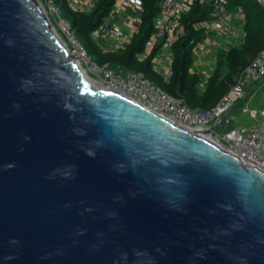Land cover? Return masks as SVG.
Masks as SVG:
<instances>
[{"label": "water", "instance_id": "obj_1", "mask_svg": "<svg viewBox=\"0 0 264 264\" xmlns=\"http://www.w3.org/2000/svg\"><path fill=\"white\" fill-rule=\"evenodd\" d=\"M73 59L0 0V264H264V174Z\"/></svg>", "mask_w": 264, "mask_h": 264}, {"label": "built area", "instance_id": "obj_2", "mask_svg": "<svg viewBox=\"0 0 264 264\" xmlns=\"http://www.w3.org/2000/svg\"><path fill=\"white\" fill-rule=\"evenodd\" d=\"M97 1L67 0V3L73 11H88ZM195 1L198 5H208L210 9L208 18L194 25V29L202 30L205 35L193 47V51L197 53L206 51L212 44V35L223 31L232 20L231 10L226 8L227 0H160L158 12L152 20V33L144 44L143 52L138 55L139 59L146 57L156 43L162 46L174 42L180 31L181 16L190 10L191 4ZM257 2L263 11L264 41V0ZM41 6L50 27L73 45L78 59L83 60L86 76L95 78V83L178 126L200 132L203 137L212 139L239 162L264 174V101L259 105L258 117L256 110H250L244 105L241 108L243 116L254 121L253 125L230 127L233 119L230 112L242 103L247 95L255 94L264 87V46L213 107L204 111L192 110L181 99L161 91L141 73L119 66L97 65L91 62L73 39L67 22L60 17L58 8L51 0H42ZM141 13V0H114L108 15L90 34L97 50L100 53H111L123 49L131 36L137 33ZM119 24L126 27L122 28ZM159 49L151 60L152 69L163 79H167L170 76L169 66ZM157 60H160V64ZM201 87L202 84L199 85V88ZM247 90L249 93H246Z\"/></svg>", "mask_w": 264, "mask_h": 264}, {"label": "trees", "instance_id": "obj_3", "mask_svg": "<svg viewBox=\"0 0 264 264\" xmlns=\"http://www.w3.org/2000/svg\"><path fill=\"white\" fill-rule=\"evenodd\" d=\"M160 0H141L142 13L137 33L127 45L116 52L100 53L90 38L110 12L114 0H98L88 11H73L67 0H51L58 8L60 17L69 26L73 39L79 44L91 62L102 65L119 66L125 70L141 73L143 77L171 97L181 99L192 110H208L224 96L233 85L235 78L249 62L263 49V11L257 0H227L228 10L240 8L243 14V40L240 46L226 51H217L214 67L202 84L198 74L191 72L193 47L204 37L202 30L194 25L208 18V5H198L195 1L190 10L180 18V31L170 45V76L163 79L152 69L151 60L161 44L156 43L152 51L143 59L144 44L152 33V20L158 12ZM227 71L221 76V69Z\"/></svg>", "mask_w": 264, "mask_h": 264}, {"label": "crops", "instance_id": "obj_4", "mask_svg": "<svg viewBox=\"0 0 264 264\" xmlns=\"http://www.w3.org/2000/svg\"><path fill=\"white\" fill-rule=\"evenodd\" d=\"M232 20L231 22L224 28L221 32H216L212 36V44L206 49L204 53H197L192 50L191 57H192V68L191 72H194L198 74V76L201 79V84L205 81L207 77L211 74L214 62H215V55L217 51H226L231 47H237L240 46L243 40V32H242V24H243V14L240 8L232 9ZM120 27L125 28L126 26L124 24H119ZM171 45V44H170ZM170 45L164 44L160 47L159 51L162 52L164 55L165 63L169 66L171 61V53H170ZM157 62L160 64V60H157ZM208 69V72L206 71ZM227 71L223 68L220 71V75H226ZM202 88V87H201ZM258 91H262V98L257 103V107L255 108H248L247 102L243 104L250 110H256L259 108V105L264 101V87L260 88ZM257 91V92H258ZM256 92V94H257ZM246 93H249V90H247ZM255 94V95H256ZM247 97V96H246ZM245 97V99H246ZM244 99V100H245ZM241 103L234 108L230 113L233 116V119L231 121L230 127H232V122L235 123L233 127L238 126H251L254 124V121L251 119H248L246 116H243L241 113L242 106ZM254 107V106H253ZM258 111V110H256ZM256 116L258 117V113H256ZM242 117L245 119H248L251 124H238L239 120L238 118ZM241 119V118H240ZM242 120V119H241Z\"/></svg>", "mask_w": 264, "mask_h": 264}, {"label": "rangeland", "instance_id": "obj_5", "mask_svg": "<svg viewBox=\"0 0 264 264\" xmlns=\"http://www.w3.org/2000/svg\"><path fill=\"white\" fill-rule=\"evenodd\" d=\"M40 4H42V0H37ZM55 29V28H54ZM57 34H58V32H57ZM59 35V34H58ZM60 36V35H59ZM213 36V35H212ZM60 38L64 41V43H66V45H67V48H68V50H71V52H75V48H73V45L68 41V40H66V38L65 37H63V36H60ZM80 61V64H81V66L83 67V69H84V64H83V60H79ZM206 71L208 72V69H206ZM87 77L91 80V81H93V82H95V78H93L92 76H89V75H87ZM256 94V93H255ZM254 93H251V94H249V95H247V97H246V99L241 103V105H243V104H245L246 102H247V107L248 108H255V107H257V103L259 102V100H261V98H262V91H258L257 92V94L255 95ZM254 106V107H253ZM256 110H259V108H257ZM256 113H258L257 111H256ZM242 120H241V119ZM238 120H239V122H238V124H244V125H249V124H251V122H249V120L248 119H245V118H242V117H239L238 118ZM235 125V123H233L232 122V127Z\"/></svg>", "mask_w": 264, "mask_h": 264}, {"label": "bare ground", "instance_id": "obj_6", "mask_svg": "<svg viewBox=\"0 0 264 264\" xmlns=\"http://www.w3.org/2000/svg\"><path fill=\"white\" fill-rule=\"evenodd\" d=\"M52 33L55 34L56 37H58V40H59L60 42L64 43L63 40L57 35V33H56L53 29H52ZM64 45L66 46L65 43H64ZM66 48H67V46H66ZM68 52L74 57L73 62L76 64V66L79 68V70H81L83 76L87 79V81H88L90 87L93 88V89L99 87V86H100L99 84H97V83L91 81V80L86 76V74H85V72H84V70H83V67L81 66V64H80V62H79V59H78V55H77L76 49H75V52H74V51L71 52V50H69ZM109 91H110V90H109ZM206 139L209 140V141H211V142H213L214 144H216L212 139H208V138H206Z\"/></svg>", "mask_w": 264, "mask_h": 264}]
</instances>
